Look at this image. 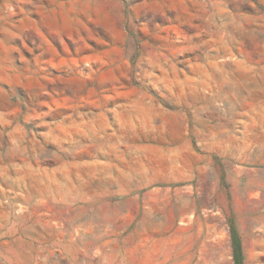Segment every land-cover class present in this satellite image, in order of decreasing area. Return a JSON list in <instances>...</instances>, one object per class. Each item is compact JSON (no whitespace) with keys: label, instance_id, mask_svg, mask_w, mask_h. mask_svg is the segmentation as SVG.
I'll return each instance as SVG.
<instances>
[{"label":"rangeland","instance_id":"1","mask_svg":"<svg viewBox=\"0 0 264 264\" xmlns=\"http://www.w3.org/2000/svg\"><path fill=\"white\" fill-rule=\"evenodd\" d=\"M0 264H264V0H0Z\"/></svg>","mask_w":264,"mask_h":264}]
</instances>
